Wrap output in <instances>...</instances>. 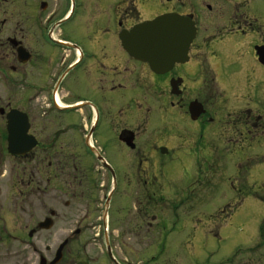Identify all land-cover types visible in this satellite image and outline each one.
Masks as SVG:
<instances>
[{
    "label": "flooded vegetation",
    "instance_id": "obj_1",
    "mask_svg": "<svg viewBox=\"0 0 264 264\" xmlns=\"http://www.w3.org/2000/svg\"><path fill=\"white\" fill-rule=\"evenodd\" d=\"M263 5L0 0V264H264L262 241L235 249L195 232L188 245L146 220L177 195L163 189L177 156L201 183L227 155L224 221L250 194L264 204ZM165 15L194 34L156 72L123 36ZM12 121L27 129L13 141ZM186 201L166 212L179 218Z\"/></svg>",
    "mask_w": 264,
    "mask_h": 264
},
{
    "label": "rangeland",
    "instance_id": "obj_2",
    "mask_svg": "<svg viewBox=\"0 0 264 264\" xmlns=\"http://www.w3.org/2000/svg\"><path fill=\"white\" fill-rule=\"evenodd\" d=\"M261 7L264 9V5ZM226 157V154L219 157L213 177L209 174L208 178L203 177V181L198 183L194 177L191 180L182 178L181 163L177 156L176 160L174 159L169 168L165 170L163 180L164 191L177 195L169 201L170 205L166 204L155 210L159 213L157 221H153L152 217L146 218V220L154 224L160 223L168 231H177L174 234L176 237L173 235L169 239L185 241L188 245H191L188 242L195 240V232L201 240L216 242V244L219 241H224L227 242L224 244L225 246L229 245L235 249L258 247L261 245L260 241L264 244V239L260 238L261 224L264 221V204L254 195L250 194V197H247L248 200L240 206L233 218L231 217L227 221L223 220L226 217L227 209L236 198L233 195L231 184L227 180L230 164ZM253 183L255 184V182ZM258 188L259 186L252 184L249 192H258ZM187 197L188 201L184 208L186 213L180 212L183 215H179L177 218L174 217L172 211L166 212L172 210L173 206L179 205V202ZM221 210L224 211V217L221 216L223 214ZM216 215L221 217H216ZM146 220L139 213L134 214V225L146 223ZM219 228H221V233L213 235L214 238L208 237V232ZM216 244L213 243V245Z\"/></svg>",
    "mask_w": 264,
    "mask_h": 264
},
{
    "label": "water",
    "instance_id": "obj_3",
    "mask_svg": "<svg viewBox=\"0 0 264 264\" xmlns=\"http://www.w3.org/2000/svg\"><path fill=\"white\" fill-rule=\"evenodd\" d=\"M169 17L177 15H165L157 19L142 24L134 30V40L132 35L123 36V44L127 50L134 51V55L140 60L147 62L156 72L164 71L168 66L181 61L186 48L193 37L194 31L184 20H170ZM11 140L17 139L27 131H21L11 122ZM20 134V136H19ZM132 143V140L129 142ZM34 147L29 144V152ZM25 152V153H26ZM13 155H23L24 152L12 151Z\"/></svg>",
    "mask_w": 264,
    "mask_h": 264
}]
</instances>
